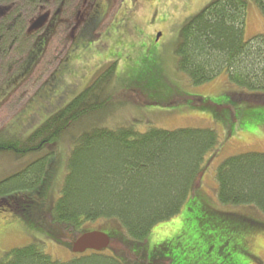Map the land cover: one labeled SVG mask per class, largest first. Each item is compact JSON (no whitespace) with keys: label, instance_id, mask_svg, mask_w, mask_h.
I'll return each mask as SVG.
<instances>
[{"label":"trees","instance_id":"obj_1","mask_svg":"<svg viewBox=\"0 0 264 264\" xmlns=\"http://www.w3.org/2000/svg\"><path fill=\"white\" fill-rule=\"evenodd\" d=\"M254 2L264 15V0ZM54 4L59 9L58 22L46 40L50 50L44 51L40 61L47 71L72 43L74 28L79 26L76 15L89 3L0 0V85L23 62ZM245 15L244 0L211 1L182 27L177 69L194 85L225 72L231 84L251 92L241 93V100L264 104V32L245 38ZM114 68L115 64L105 68L27 138H7L0 129V152L21 157L48 149L0 180V210L9 209L70 250L72 242L98 222L100 227L92 230L107 231L108 247L116 254L107 253L106 247L72 252L71 259L61 261L43 251L40 243L30 242L9 249L0 264H125L118 256L127 257L129 246L144 243L155 224L178 214L190 196L204 157L217 142L214 129L150 126L138 132L133 126L94 127L74 141L63 182L54 194L50 190L54 160L48 164L47 158L56 155L53 145L76 120L102 109ZM216 169L217 201L247 205L248 213L240 212L239 218L264 228V220H257V216L264 219V152L227 156Z\"/></svg>","mask_w":264,"mask_h":264},{"label":"rangeland","instance_id":"obj_2","mask_svg":"<svg viewBox=\"0 0 264 264\" xmlns=\"http://www.w3.org/2000/svg\"><path fill=\"white\" fill-rule=\"evenodd\" d=\"M211 1L94 0L85 22L84 7L76 15L81 24L74 28L68 54H64L67 46L57 65L47 71L40 61L44 51L50 50L46 40L54 33L59 17V9L50 5L54 10L43 32L13 75L0 85V98L4 97L0 99V129L7 138L24 139L86 89L105 68L115 64L105 90L108 100L106 96L102 109L76 120L53 145L56 155L47 158L48 164L54 160L49 187L53 194L63 182L72 144L94 127L133 126L138 132L150 126L216 131L217 142L206 153L180 212L155 224L142 245L129 246L127 257L118 256L125 264H264V228L248 225L238 215L248 213L249 207L221 204L216 199V168L225 157L264 152V104L241 100V93L251 92L231 84L225 72L194 85L177 69L181 29ZM244 1L243 31L245 38H251L264 32V15L254 0ZM38 64L42 68L38 69ZM47 150L21 157L0 152V180ZM257 220L264 219L257 216ZM31 225L9 209L0 210V258L9 249L30 242L40 243L53 258H72L65 243ZM100 225L92 223L88 231ZM105 251L116 254L112 247Z\"/></svg>","mask_w":264,"mask_h":264},{"label":"water","instance_id":"obj_3","mask_svg":"<svg viewBox=\"0 0 264 264\" xmlns=\"http://www.w3.org/2000/svg\"><path fill=\"white\" fill-rule=\"evenodd\" d=\"M101 230L87 231L72 242L73 253H83L87 250L102 251L108 247L110 238Z\"/></svg>","mask_w":264,"mask_h":264},{"label":"flooded vegetation","instance_id":"obj_4","mask_svg":"<svg viewBox=\"0 0 264 264\" xmlns=\"http://www.w3.org/2000/svg\"><path fill=\"white\" fill-rule=\"evenodd\" d=\"M85 2H86V0H84ZM93 1L94 0H91V2L87 5V7H84L85 8V11H86V16L84 17L85 19H84V22L88 19L87 17L91 14V10H92V4H93ZM95 3V2H94ZM94 5V4H93ZM52 7V6H51ZM56 6H54V9H58V8H55ZM54 9H52V10H54ZM79 24H81V22L79 23ZM71 46L72 45H69L68 47V50H67V52H65L64 54H65V56L68 54V51H69V49L71 48Z\"/></svg>","mask_w":264,"mask_h":264},{"label":"crops","instance_id":"obj_5","mask_svg":"<svg viewBox=\"0 0 264 264\" xmlns=\"http://www.w3.org/2000/svg\"><path fill=\"white\" fill-rule=\"evenodd\" d=\"M1 98L4 99V97H2V96H1ZM1 98H0V99H1Z\"/></svg>","mask_w":264,"mask_h":264}]
</instances>
